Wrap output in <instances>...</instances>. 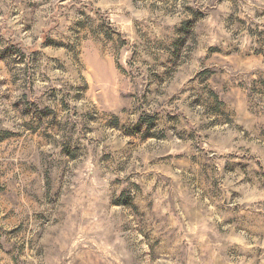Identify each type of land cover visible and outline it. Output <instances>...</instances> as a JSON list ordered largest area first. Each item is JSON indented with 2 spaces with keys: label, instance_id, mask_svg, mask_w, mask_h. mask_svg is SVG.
<instances>
[{
  "label": "rangeland",
  "instance_id": "obj_1",
  "mask_svg": "<svg viewBox=\"0 0 264 264\" xmlns=\"http://www.w3.org/2000/svg\"><path fill=\"white\" fill-rule=\"evenodd\" d=\"M0 264H264V0H0Z\"/></svg>",
  "mask_w": 264,
  "mask_h": 264
},
{
  "label": "clouds",
  "instance_id": "obj_2",
  "mask_svg": "<svg viewBox=\"0 0 264 264\" xmlns=\"http://www.w3.org/2000/svg\"><path fill=\"white\" fill-rule=\"evenodd\" d=\"M131 119H132L133 121H135L136 116H132ZM86 143H87V141H86ZM114 175H121V176H124V175H126V173H115V174H113L112 172H109L108 179H112V178H114ZM126 183H130V181H128V182H126ZM104 187H105V189H107V181L104 182ZM146 195H147V194H146Z\"/></svg>",
  "mask_w": 264,
  "mask_h": 264
}]
</instances>
